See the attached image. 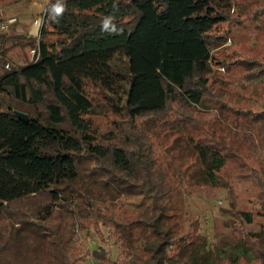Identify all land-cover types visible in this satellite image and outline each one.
I'll list each match as a JSON object with an SVG mask.
<instances>
[{"label": "trees", "instance_id": "1", "mask_svg": "<svg viewBox=\"0 0 264 264\" xmlns=\"http://www.w3.org/2000/svg\"><path fill=\"white\" fill-rule=\"evenodd\" d=\"M64 2L54 22L57 0L48 1L37 37L0 34V264H264V105L229 104L211 83L220 67L264 85V56L247 55L230 34L264 20V7L244 17L235 0ZM108 15L120 34L102 31ZM90 89L117 115L104 138ZM201 108L219 114L205 123ZM162 138L171 140L165 159ZM231 164L256 180L262 221L250 231L251 211L225 209L237 241L227 248L197 220L186 231L169 203L180 186L224 187ZM72 195L90 209L82 232L109 225L129 261L74 244ZM116 202L129 206L118 207L121 218L105 209Z\"/></svg>", "mask_w": 264, "mask_h": 264}, {"label": "rangeland", "instance_id": "2", "mask_svg": "<svg viewBox=\"0 0 264 264\" xmlns=\"http://www.w3.org/2000/svg\"><path fill=\"white\" fill-rule=\"evenodd\" d=\"M48 1L0 0V26L6 23L8 19H17L7 29L2 30L0 28V34L9 35L16 32L18 34L37 37L42 23L43 11ZM239 2L243 5L240 10L244 17L252 15L258 8L264 7V0H235V3L238 4ZM37 21H39V25L37 32L34 33L33 26ZM258 24L259 26H264V20L258 18V20L248 21L247 19L244 23L233 26L230 29L232 37L239 42V49L246 52L247 55L264 56V45L259 44L255 46L253 44L254 41L258 43L264 36V27H258ZM33 54L34 51H29L30 60L33 58ZM211 77L213 90L229 104H234L233 101L235 98L237 103L242 102L246 105L250 102V104L256 105L259 110L263 108L264 85L257 84L256 82L254 84H249L248 82L242 83L239 75L224 71L220 67H216V71ZM89 95L95 103L94 123H96L99 129V136L104 138L103 133L113 130L115 126L114 120L117 119V115L113 114L104 100L92 89L89 90ZM244 95L248 98L246 99ZM201 110L198 115L202 117L205 123L214 121L217 118L215 114H219L216 109L205 112H203L202 108ZM262 130L264 132V129ZM120 131L116 132L119 136L124 132ZM167 140L162 138V146H157V155L161 159H165L167 156L164 150ZM170 144L171 140L167 142V146ZM251 165L256 166V163L251 162ZM224 180L227 184L220 188L212 186L178 187L169 203V213L183 224L186 231L189 230L192 221H199L201 231L207 236V240L213 241L215 244H227L228 248L237 243V241L231 236L230 229L226 226L225 218L227 216L224 213L225 209L233 207L237 210L251 211L253 213V222L246 226L250 231L260 230L262 217L259 214L260 205L256 203L259 187L249 170L240 169L237 165L231 164L227 173H224ZM72 196L74 201L73 209L76 213L75 234L73 235L74 244L81 249H104L109 252L115 263L129 261V257L121 253L122 246L114 242L110 237L109 225L99 221L100 231H98L96 224L91 223L89 225L90 234L87 235L85 232H82L83 230L80 225L90 215V209L87 208L86 204L80 198L75 195ZM15 206L16 203L12 207L15 208ZM54 206L56 209L60 208L58 205ZM121 206H123V210L129 209L128 205L122 204L121 202L108 203L105 205V209L116 213L121 218L123 214L118 209ZM32 209V206L26 203L22 206V210L26 214L31 213ZM20 224L17 223L18 226ZM249 257H252L251 254H249ZM80 264H93V262L89 259Z\"/></svg>", "mask_w": 264, "mask_h": 264}, {"label": "clouds", "instance_id": "3", "mask_svg": "<svg viewBox=\"0 0 264 264\" xmlns=\"http://www.w3.org/2000/svg\"><path fill=\"white\" fill-rule=\"evenodd\" d=\"M49 11V19L58 22V18L62 17L64 12L66 11V4L64 0H57L55 5L50 7ZM114 16L108 15L103 19L102 31L109 35H118L122 32L121 28L117 27V24L114 23Z\"/></svg>", "mask_w": 264, "mask_h": 264}, {"label": "built area", "instance_id": "4", "mask_svg": "<svg viewBox=\"0 0 264 264\" xmlns=\"http://www.w3.org/2000/svg\"><path fill=\"white\" fill-rule=\"evenodd\" d=\"M17 21L16 18H12V19H8L6 23H3L1 25V29H7L9 27L10 24H13ZM99 264H102V263H99Z\"/></svg>", "mask_w": 264, "mask_h": 264}, {"label": "water", "instance_id": "5", "mask_svg": "<svg viewBox=\"0 0 264 264\" xmlns=\"http://www.w3.org/2000/svg\"><path fill=\"white\" fill-rule=\"evenodd\" d=\"M16 114L19 116V118H21L23 120H27L28 119V114H26V113H22L20 111H16Z\"/></svg>", "mask_w": 264, "mask_h": 264}, {"label": "bare ground", "instance_id": "6", "mask_svg": "<svg viewBox=\"0 0 264 264\" xmlns=\"http://www.w3.org/2000/svg\"><path fill=\"white\" fill-rule=\"evenodd\" d=\"M38 25H39V21L35 22L34 26H33V32H37L38 29Z\"/></svg>", "mask_w": 264, "mask_h": 264}]
</instances>
